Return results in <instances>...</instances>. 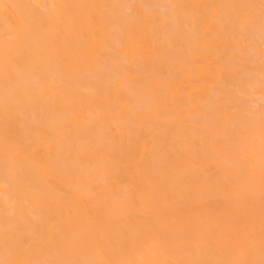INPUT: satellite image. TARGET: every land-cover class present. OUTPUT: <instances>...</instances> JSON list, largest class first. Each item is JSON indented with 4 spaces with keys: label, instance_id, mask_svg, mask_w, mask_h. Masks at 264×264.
<instances>
[{
    "label": "bare ground",
    "instance_id": "obj_1",
    "mask_svg": "<svg viewBox=\"0 0 264 264\" xmlns=\"http://www.w3.org/2000/svg\"><path fill=\"white\" fill-rule=\"evenodd\" d=\"M0 264H264V0H0Z\"/></svg>",
    "mask_w": 264,
    "mask_h": 264
}]
</instances>
